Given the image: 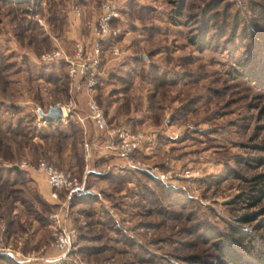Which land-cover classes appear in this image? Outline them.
Returning <instances> with one entry per match:
<instances>
[{"label":"rangeland","instance_id":"rangeland-1","mask_svg":"<svg viewBox=\"0 0 264 264\" xmlns=\"http://www.w3.org/2000/svg\"><path fill=\"white\" fill-rule=\"evenodd\" d=\"M105 2L117 6L109 27L118 31L98 40L105 74L89 93L83 84L72 87L66 61L41 55L56 48L73 55L78 43L83 53L93 51ZM89 95L110 125L147 133L137 156L162 171L174 168L177 180L164 184L120 167L100 134L73 117L60 127L38 123V106L47 110L74 96L84 110ZM0 121L15 153L6 161L0 152V178L18 165L26 180L15 195L33 207L37 215L27 217L33 226L39 215L46 222L35 236L33 226L9 235L0 209V264H14L2 258L9 249L40 251L56 213L77 228L61 264H229L213 247V231L244 258L264 252V0H0ZM71 122L84 140L96 136L90 160L96 172L76 194L84 197L64 203L43 191V172L22 163L46 159L81 175L84 150L79 166L74 136L60 135L72 134ZM110 172L128 177L111 184L98 175ZM156 183L185 195L164 194ZM15 204L13 213L29 207Z\"/></svg>","mask_w":264,"mask_h":264},{"label":"built area","instance_id":"built-area-1","mask_svg":"<svg viewBox=\"0 0 264 264\" xmlns=\"http://www.w3.org/2000/svg\"><path fill=\"white\" fill-rule=\"evenodd\" d=\"M117 6L113 2H105L102 5V13L98 16L96 27L97 42H94L93 51H85L83 53V46L78 43L73 55H68L63 49L56 48L52 52H46L41 55V60L54 61L64 60L69 64L68 74L72 80V87L75 89L84 88L90 93L99 84L102 76H104L105 69H99V43L98 40H109L114 38L118 30H111L109 23L114 17L118 16ZM111 40V39H110ZM114 53L118 52V47L113 46ZM84 81V83H83ZM63 106L65 113V121L71 117L75 118L83 128L87 129V124L90 125L103 138L102 148L108 149L115 157L122 160L120 167L128 169H138L151 174L158 178L161 182L171 183L177 180L180 176L179 172L174 168L159 170L157 167L144 163L140 159L138 153L145 150L149 137L143 130H129L121 125L113 126L108 123L105 116V108L98 104L93 95H89L86 99V109L82 110L77 104V100L73 96L67 103H55ZM38 123L49 122V120L38 119ZM86 131V130H84ZM96 136L94 138H86L83 143L84 159L86 161L84 171L79 175L75 171L65 170L56 166L54 163L41 159L36 164H29L23 162L22 166L30 165L39 172L45 174L46 181L49 185L50 195L58 200L64 199V203L72 198L74 194H81L86 191V177L90 172H96L95 165L90 163L92 159L93 150L92 145L96 144ZM188 171V170H187ZM187 173V172H186ZM187 175V174H186ZM63 191L64 196L60 193ZM66 200V201H65ZM55 226L51 236L47 237L40 251L30 252V254H23L9 249L6 254L20 262H30L36 260L46 262L48 264H61L67 259L68 253L73 248L75 239L77 237V228L70 226L66 220L56 213ZM48 249H54V253H48Z\"/></svg>","mask_w":264,"mask_h":264},{"label":"trees","instance_id":"trees-1","mask_svg":"<svg viewBox=\"0 0 264 264\" xmlns=\"http://www.w3.org/2000/svg\"><path fill=\"white\" fill-rule=\"evenodd\" d=\"M201 37V36H200ZM106 43H103V45H105ZM67 66V63H65ZM3 71V69H2ZM51 123H55L57 125V127H60L61 125H63V121L59 119V121H49ZM70 129L72 130V134L70 132L66 133L64 132L63 129H60V135L61 136H65V137H73V142H72V150H74L76 152V157H77V164L79 166H82V149H83V142H84V138L81 135V127L75 123V122H71V124L69 125ZM58 129V130H59ZM12 132H15L12 131ZM5 132L3 129V125L2 122L0 121V152L3 153V159L6 161H11L12 159H14L15 157V153H12V151L10 152L8 149V146L6 147V142H5ZM24 135V133H23ZM59 143V142H57ZM81 144V148L79 147V145ZM76 147L81 149L79 151L76 150ZM11 173L5 175L4 177L0 178V209L4 210V214H7V229H8V234L11 235L16 231L21 230L22 232H27L29 229L28 227H32V220H29L27 217L28 215L30 216V214H35L33 207L30 205V203L24 199V197H20V196H16L15 192H23V190H18L15 189V186L18 182H24L26 180V173L24 171H22L21 168H17L14 165L11 166L10 169ZM137 171V170H136ZM15 173L14 176L12 175V173ZM137 173H140L144 178L150 180L152 179L151 176H149L148 174L142 172V171H137ZM100 177H105L107 179L110 180L111 184H114L115 182L119 183V182H123L124 179L126 177H128V175L126 173H104V174H98ZM147 185H149L148 183H145ZM156 186L158 187L157 189L161 190L162 192H164V194H169V195H174L176 193L178 194H182L183 196L185 194H183L182 192L178 191V190H173L169 187H165L164 185H161L160 183H156ZM112 187H114V185H112ZM38 193V192H37ZM177 194V195H178ZM35 195L37 197H39V194ZM259 195L256 196H251L253 197L255 200L257 201ZM75 198H81L84 196L81 195H74ZM186 197V196H185ZM40 198V197H39ZM22 200L25 204L28 203V209L24 210L22 209V211H18L17 213H13L14 207L16 206L15 202L17 200ZM37 215V214H35ZM39 215V214H38ZM40 216V215H39ZM39 216H36V218L38 217V220L40 221V223L38 224V226H33V232L32 235L35 236L36 233L39 232V230L44 227V225H46V222L42 221L44 219L41 218L39 219ZM27 218V219H26ZM30 218V217H29ZM27 220H29V222H26ZM27 224H24V223ZM43 229V228H42ZM238 235L240 236V238L242 237V232L240 230H238L236 228L235 230ZM218 233L217 231H213V235L212 238H215L213 241V247L217 250L218 253L221 254V256L225 259V261L229 264H264V252L260 253V255H257L256 258L253 259H249V258H244L243 255L237 251L233 245L229 242H226L224 240H222L221 238L218 237ZM2 258H4V260H8V261H12L14 264H22L20 261L18 260H14L13 258H11L10 256H2Z\"/></svg>","mask_w":264,"mask_h":264},{"label":"water","instance_id":"water-1","mask_svg":"<svg viewBox=\"0 0 264 264\" xmlns=\"http://www.w3.org/2000/svg\"><path fill=\"white\" fill-rule=\"evenodd\" d=\"M36 113L39 119H45L49 121H54L56 119H65L64 109L60 104H50L47 110H45L42 106H38L36 108ZM15 166L18 167V165Z\"/></svg>","mask_w":264,"mask_h":264},{"label":"crops","instance_id":"crops-1","mask_svg":"<svg viewBox=\"0 0 264 264\" xmlns=\"http://www.w3.org/2000/svg\"><path fill=\"white\" fill-rule=\"evenodd\" d=\"M115 159L116 160H119L120 158L118 159L117 157H115ZM43 180L44 181L42 183V187H43L42 189H43L44 192H47V191H49V185H48V182H46V179L45 178Z\"/></svg>","mask_w":264,"mask_h":264}]
</instances>
